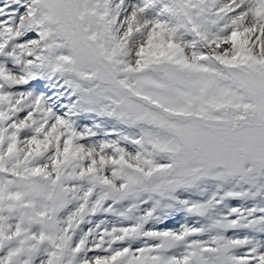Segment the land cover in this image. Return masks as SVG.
Segmentation results:
<instances>
[{
  "label": "snow or ice",
  "instance_id": "snow-or-ice-1",
  "mask_svg": "<svg viewBox=\"0 0 264 264\" xmlns=\"http://www.w3.org/2000/svg\"><path fill=\"white\" fill-rule=\"evenodd\" d=\"M0 264H264V0H0Z\"/></svg>",
  "mask_w": 264,
  "mask_h": 264
}]
</instances>
